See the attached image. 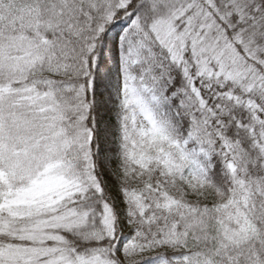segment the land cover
I'll return each mask as SVG.
<instances>
[{"label": "snow or ice", "instance_id": "1", "mask_svg": "<svg viewBox=\"0 0 264 264\" xmlns=\"http://www.w3.org/2000/svg\"><path fill=\"white\" fill-rule=\"evenodd\" d=\"M0 264H264V0H0Z\"/></svg>", "mask_w": 264, "mask_h": 264}]
</instances>
